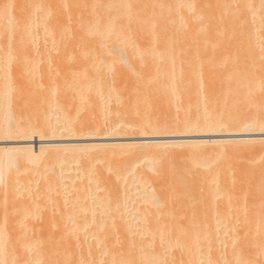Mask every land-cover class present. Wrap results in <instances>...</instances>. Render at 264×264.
<instances>
[{
  "label": "bare ground",
  "instance_id": "bare-ground-1",
  "mask_svg": "<svg viewBox=\"0 0 264 264\" xmlns=\"http://www.w3.org/2000/svg\"><path fill=\"white\" fill-rule=\"evenodd\" d=\"M186 151L188 232L148 195ZM234 159L255 209L228 249ZM0 264H264V0H0Z\"/></svg>",
  "mask_w": 264,
  "mask_h": 264
},
{
  "label": "rangeland",
  "instance_id": "rangeland-1",
  "mask_svg": "<svg viewBox=\"0 0 264 264\" xmlns=\"http://www.w3.org/2000/svg\"><path fill=\"white\" fill-rule=\"evenodd\" d=\"M171 148L168 147V151L177 150ZM192 152L181 153L174 163L156 164V168L161 171L160 178L155 184L151 183L148 190L149 197H155L160 202V219L184 223L182 229L185 232L198 227L197 213L207 205L208 196L205 187L199 182H192L191 177L208 172L209 166L204 160H194ZM232 163L230 174L222 177L217 185L213 184L214 196L210 202L212 208L218 205L227 211L226 215L215 214L214 222L219 226L229 222L234 229V233L228 237V249L238 246L243 235L235 231L238 229L243 233L246 230L247 223L252 222L251 214L255 209V188L251 182L254 168L252 160L237 162L234 159Z\"/></svg>",
  "mask_w": 264,
  "mask_h": 264
}]
</instances>
